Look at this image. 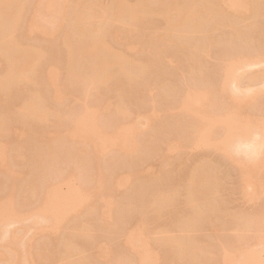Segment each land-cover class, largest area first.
I'll return each instance as SVG.
<instances>
[{"label":"rangeland","instance_id":"obj_1","mask_svg":"<svg viewBox=\"0 0 264 264\" xmlns=\"http://www.w3.org/2000/svg\"><path fill=\"white\" fill-rule=\"evenodd\" d=\"M35 1L23 2L14 32L21 46L42 51L32 75L34 82L0 89V199L11 197L12 209L24 214L16 222L0 226L1 256L15 247L16 264H74L79 260L83 264H136V257L146 248L145 253L152 256L149 264H195L188 256L177 261L168 243L186 238L209 253L204 264H241V256L249 258L246 263L253 258V263L264 264V229L252 222L244 225L245 219L264 214V181H259V171L264 172V149L257 164L244 160L243 155L228 157L226 143L232 131L228 133L223 122L220 126L216 122L226 114L225 106H231L232 118L239 124L236 129L249 124L244 115L247 111L254 117L251 124L264 126V0H258L246 13L241 8L218 11L215 0H174L200 6L208 2L212 9L195 31L185 33L180 40L174 38L173 46L163 45L157 58L148 44L157 33L168 35L163 15H144L131 26L116 20L101 24L105 42L117 57L135 65L148 64V68L130 81L112 65L107 72L109 81L85 88L67 78L62 38L69 21H61L56 11L51 18L54 24L36 20V30L28 34ZM111 1L99 0L103 12ZM125 2L134 6L137 0ZM50 30L52 35H42ZM243 57L256 64L236 68L235 80L242 79L220 93L225 61ZM86 63L76 64H84L80 69L86 71ZM47 66L55 67L62 91L59 100L53 99L44 84ZM5 71L0 55V75ZM235 84L241 90L239 96L236 94L241 103L237 98L232 102L226 98ZM194 89H205L211 96H198V103H191L195 112H184L178 108L181 95ZM33 93L41 96L39 104L48 113L46 120L21 116V106ZM84 111L89 113L79 122L83 135L69 141L63 134L72 118L68 117ZM193 113L205 123L213 120L216 127L209 137L199 139L192 134ZM93 120L100 129L92 133L88 126ZM44 132H55L56 136L47 143L41 136ZM132 142L137 150L128 156L124 149ZM100 143L103 146L96 149ZM46 150L52 151V157ZM195 172L207 181L194 189L202 195L207 192L205 197L211 189L209 182L215 189L210 209L203 207V218L193 228H186L194 211L189 179ZM112 176H121L122 181L115 183ZM46 186L67 198L57 213L47 212L43 206ZM78 194H87L88 199L81 202ZM157 194L165 200L155 202ZM71 195L74 199L69 200ZM112 204L111 217L100 218V211L107 212ZM126 232L132 242L128 245ZM68 245L75 251L67 253ZM3 260L0 264H10V260Z\"/></svg>","mask_w":264,"mask_h":264},{"label":"bare ground","instance_id":"obj_2","mask_svg":"<svg viewBox=\"0 0 264 264\" xmlns=\"http://www.w3.org/2000/svg\"><path fill=\"white\" fill-rule=\"evenodd\" d=\"M24 1L26 0H0V55L2 56L6 64V71L3 73V75H0V89L9 84H17L19 82H26V83L34 82L33 74L36 71L35 68H37L39 59L42 56V51L39 48L25 47V46L23 47L16 41L14 37V32L16 31L19 21L21 19L22 5ZM66 1L67 0H36L32 7V19L28 23V34L29 33L33 34L34 31L36 30L34 23V21L36 20L45 22L46 24L49 25L54 24L51 18L55 16L56 11L60 13L61 21L64 20L69 21V27H67L66 30H64L63 38H62L63 44L66 47V51H67V62H68L67 78L69 77L68 80H71L70 83H72L73 81L74 83L81 84L83 87L84 86L90 87L92 84L109 81L110 75H107V72L112 65H116L119 72H121L122 75L130 81L134 80L137 76H139V74H142L148 68V64L135 65L131 61H128L122 57H117L105 42L102 33L101 24H105L107 22L116 20L121 24L131 26V24H134L144 15L145 16L149 14L163 15L166 18L165 30L167 31L168 35L157 33L158 35L155 34L150 38L148 44L149 51L152 53L154 58L155 57L157 58L158 55L161 53L162 48L164 47L163 45L173 46L174 38L176 40H180L179 38L183 37L185 33L195 31L198 28L200 22L206 18L205 16L208 15L212 9L210 5L211 3L208 2L207 4L205 3L200 6L193 2H183L178 4L174 0H137L134 6H130L127 2H125V0H112L108 5L109 9L105 13L101 10L103 7L101 6L99 0H77L74 1V3L72 2V4L70 3L68 4L66 3ZM215 1L217 2L218 11L223 9V7H227L232 10L234 9L233 11L235 10L240 11L241 8L242 11L243 12L245 11L246 13L253 6L255 8L258 0H215ZM150 5L152 6L159 5L160 7L154 8V7H150ZM66 8H68L69 10L66 11ZM66 17H70V18L67 19ZM43 34L49 36L50 34L51 35L53 34V31L52 30L46 31L43 32L42 35ZM128 47L131 46L129 45ZM114 59L116 60V63L112 61ZM251 61H252L251 58L248 57H243L242 59L237 61L230 59L226 60L222 72L223 73L222 74L223 76L221 77L222 80H220L221 83H219L218 91L220 90L219 92L222 94L226 93L229 89L228 86H230L231 84L233 85V83L235 82L237 83L238 80H240V78L242 79V77H239L238 79L235 80V76H233V71L236 68L241 69L243 67H247L250 65L252 66L256 64V62L254 63L253 61L252 63ZM82 62H84V64L85 62L88 63V64L86 63V67L87 65L88 67L86 68V71L85 70L84 71L86 73L88 69L89 73L84 74L83 73L84 71L80 69L84 64H82V66L79 65L77 67V64L78 63L81 64ZM43 81L44 84L47 87H49L53 99L59 100L62 91L60 90L58 85L59 82L54 66H47L45 68L43 72ZM240 93L241 90L238 89L237 85L235 84L234 91L230 92V94L228 93V97L226 98L230 102L235 101L238 99L236 94L238 95ZM36 94L37 93H33L32 95L30 94L31 96L29 95V99L27 98L28 100L24 101L25 103L20 108L21 116L23 115L25 118L29 117L34 120L36 119L38 121L39 120L43 121L47 119L48 113L45 107L39 104V99L41 98V96H38V94L37 95ZM181 96L182 97L180 98V103L178 108H180L184 112L190 109L193 111V109L191 108L192 107L191 103H194L195 100H197L198 103V99H197L198 96L199 97L204 96L205 98H209L211 96V92H208L205 89L203 91L202 89L198 91L197 89H194V90L186 91ZM238 101L240 102L243 100L240 98V100L238 99ZM224 109L226 114L224 113L225 116L222 115L223 120L220 118L219 120L221 122L218 119L215 120H218L216 122L219 123L218 124L219 126L223 124L222 126L224 128H229V130L227 129L228 133L230 129L232 131V134L229 135L230 136L229 142L226 143L227 151L225 152V154L228 157L235 156V158L236 156L243 155L244 160L246 158L247 161H252L253 164H257L258 163V162L256 163L257 156L262 154L261 152H263L262 150L264 149V126L258 128L255 127L253 124H251L254 121V117H252V115L249 116L250 113H248L247 111L245 112L244 115L247 117L246 120L249 124L244 128L239 127L238 130L236 129L235 126H239V124L237 119L232 118L231 106H225ZM245 110H247L246 107ZM87 113H89V111L80 112L78 114H75L74 116L70 115L68 117V118L70 117L72 118L68 120L69 121L67 126L68 128L64 129L63 134L64 136H66V138L69 141H74L77 138H79V136L83 135V129H81V124L79 122L83 120V117L85 116V114L87 115ZM193 116H194L193 120L195 121L194 122L195 124H193L192 134L198 137L199 139H201L204 136H208L212 132V128L216 127L213 120L211 119L205 123L202 120L200 121L196 113L195 114L193 113L192 118ZM92 118L96 119V117L94 116H92ZM145 120L148 123L149 121L148 118H145ZM88 127H89V131L92 133L93 131H97L98 129H100V128L97 129V124L95 120H93L92 124H90V126ZM41 136L42 138H44V140H46L47 143H49V141H51L53 136H56V134L55 132H47V133L44 132V134L42 133ZM39 140H41V137L39 138ZM226 140H228V138ZM166 145L168 149L172 148L171 143L167 142ZM102 146L103 145H101L100 143L98 144L96 149ZM136 148H137V144L135 142H132L124 149L125 150L124 154L130 156V154L132 153L134 154V152H136L135 151L137 150ZM50 152L47 151L48 156L49 154H51L52 157L53 153L52 151ZM49 157H47V159ZM234 159L231 158V160ZM263 173L261 170L259 171L260 183L264 181ZM140 175L145 176L143 174ZM65 177L67 179V175ZM112 178L115 183H117L118 181H122L121 176L120 177L112 176ZM98 181L101 180L98 179ZM206 181L207 180L206 179L204 180V177L202 178V176L200 177V175H198L197 172H195L189 179V184H190L189 191L191 192L190 194H192V196L196 200L195 199L192 200L193 208H194L192 222H186L184 225V227L186 228L189 227L193 228L195 223L197 225L198 221L201 220L199 218L203 216L202 215L204 210L203 207H206V209L208 207V209H210L209 207L211 206V202L213 200L212 195H214L213 190L215 188L212 189L213 186L209 182L211 189L208 192L209 195L206 197L205 194L207 195V192L204 193V195H202L203 193L200 192V190L198 191L194 189V187L197 184H205L204 182ZM214 181H216V178L214 179ZM211 182L213 184V181ZM46 187H45L46 190L44 192L42 191L43 192L42 197L44 202L43 206L47 209V210L45 209L47 212L54 214L58 209L62 208L63 205H65L64 203L67 201V198L61 196L60 198L55 191H50L48 186ZM241 190L242 192H244L243 183H241ZM78 195H81L79 198L81 202L82 201L84 202L85 200L88 199L87 194L84 195L78 194ZM200 195L202 196L199 197L200 199H198V196ZM73 196L71 195V198L68 199L69 200L74 199L75 196L74 197ZM210 196L212 198H210ZM165 198L166 197L163 196L162 194H157V196H155L154 198V201L155 202L164 201ZM99 199L102 200L103 196H101ZM11 205H12L11 197L0 199V226L6 225V223L9 222L10 223L16 222L15 220H17L19 215H21L20 212H16L17 210L15 211L14 210L15 208L11 207ZM112 208H113V204L108 206L107 212L100 211L99 213L101 216L100 218L102 219L110 218L111 212L113 211ZM204 214H206V212ZM23 215L24 214H22L21 217ZM260 216H255L253 218L256 219L254 220V222L252 218H249L248 220L245 219L244 225L247 226L253 223V225H261L262 227H264V214ZM261 226L260 228L264 229ZM125 234H126L125 244L128 245L132 243L130 239L131 236H129L128 232H126ZM168 243L170 244L174 258L177 261L183 259L186 256H188L189 259H191L192 262L195 264H201L203 261L209 260L208 255L206 257V254L209 253L205 252L206 250L204 251L203 246L201 245L195 246L193 245V243L189 242L186 238L168 240ZM65 250L67 253H71L75 251V248L73 246H69L65 248ZM7 251H8L6 252L7 254L5 252H4L5 254H3L2 252L3 257L0 254V258L2 257L4 259L3 260L4 263L5 260L6 262L10 260V264H16L18 261L17 260L18 255H17V251L15 250V247L10 248ZM146 251L147 249L145 248L143 251V255L136 257V261H135L136 264L151 263L150 260H152V256L149 253L146 254L145 253ZM238 256L239 255H237V257ZM2 258L0 259L1 261ZM22 259H24V256H22ZM248 259L249 258L245 256H241L238 260H242L241 264H255V262L253 263L254 260L253 258L251 259L252 260L251 263H246V260ZM74 264H83V263L82 261L79 260L76 261ZM202 264H204V262Z\"/></svg>","mask_w":264,"mask_h":264}]
</instances>
